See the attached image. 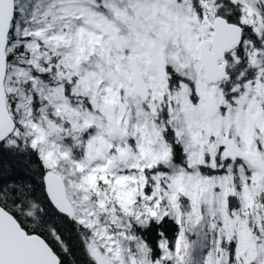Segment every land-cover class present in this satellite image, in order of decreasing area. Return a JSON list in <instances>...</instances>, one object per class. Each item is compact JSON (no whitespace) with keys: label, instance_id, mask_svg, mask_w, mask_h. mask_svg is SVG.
Returning a JSON list of instances; mask_svg holds the SVG:
<instances>
[{"label":"snow or ice","instance_id":"1","mask_svg":"<svg viewBox=\"0 0 264 264\" xmlns=\"http://www.w3.org/2000/svg\"><path fill=\"white\" fill-rule=\"evenodd\" d=\"M0 264H264V0H0Z\"/></svg>","mask_w":264,"mask_h":264}]
</instances>
